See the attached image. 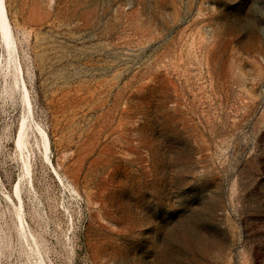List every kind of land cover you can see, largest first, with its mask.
<instances>
[{
  "label": "rangeland",
  "instance_id": "obj_1",
  "mask_svg": "<svg viewBox=\"0 0 264 264\" xmlns=\"http://www.w3.org/2000/svg\"><path fill=\"white\" fill-rule=\"evenodd\" d=\"M1 2L0 264H264V0Z\"/></svg>",
  "mask_w": 264,
  "mask_h": 264
},
{
  "label": "bare ground",
  "instance_id": "obj_2",
  "mask_svg": "<svg viewBox=\"0 0 264 264\" xmlns=\"http://www.w3.org/2000/svg\"><path fill=\"white\" fill-rule=\"evenodd\" d=\"M3 2V1H2ZM1 0H0V11H1V28H2V34H3V38L5 41V44L7 46V48L10 51L15 52L14 50V44H13V40H12V33H11V28H10V24L8 22L3 4H2ZM8 50V51H9ZM10 55V54H9ZM12 55V54H11ZM14 57V56H13ZM15 59V58H14ZM23 82V81H22ZM24 87V86H23ZM25 90V89H24ZM25 95H26V91H25ZM26 99H28V96H25ZM42 132V131H41ZM22 144V136H20L19 139V145Z\"/></svg>",
  "mask_w": 264,
  "mask_h": 264
}]
</instances>
